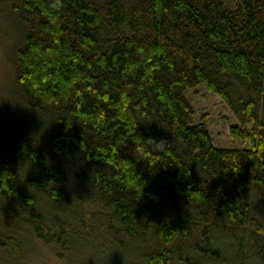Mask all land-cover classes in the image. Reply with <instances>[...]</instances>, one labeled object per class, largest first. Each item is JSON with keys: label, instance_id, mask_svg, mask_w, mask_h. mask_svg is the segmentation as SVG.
<instances>
[{"label": "trees", "instance_id": "obj_1", "mask_svg": "<svg viewBox=\"0 0 264 264\" xmlns=\"http://www.w3.org/2000/svg\"><path fill=\"white\" fill-rule=\"evenodd\" d=\"M3 2L18 34L3 246L27 228L68 248L96 228L113 258L264 264V0ZM201 82L246 146L193 121Z\"/></svg>", "mask_w": 264, "mask_h": 264}, {"label": "rangeland", "instance_id": "obj_2", "mask_svg": "<svg viewBox=\"0 0 264 264\" xmlns=\"http://www.w3.org/2000/svg\"><path fill=\"white\" fill-rule=\"evenodd\" d=\"M6 11L3 0H0V42L10 38L15 33L8 23L9 20L4 18ZM10 67L9 62L4 57L3 49H0V140L6 121L15 118L10 112L14 103L11 92L12 80L9 77ZM185 95L195 109L193 121L203 120L206 122L215 145L223 147L247 145L245 140L230 135V125L239 123V119L220 95L210 92L204 82L188 88ZM261 117L264 120V112ZM1 216L0 214V220H2L0 221V264H147L139 255L113 258L111 255L109 256L110 251L102 253L100 244L103 246V242L100 231L96 228H93L89 236L84 229L82 237L72 238L73 246L68 248L42 241L31 230L23 228L17 233L19 248L11 251L5 245L6 240L5 246H3V239L6 235L14 237L12 232H16L6 225L4 217ZM59 216L63 217L61 212H59ZM106 248L109 249L108 246ZM173 264L182 263L174 258Z\"/></svg>", "mask_w": 264, "mask_h": 264}, {"label": "clouds", "instance_id": "obj_3", "mask_svg": "<svg viewBox=\"0 0 264 264\" xmlns=\"http://www.w3.org/2000/svg\"><path fill=\"white\" fill-rule=\"evenodd\" d=\"M14 15V13L12 11H6L4 13V18L6 20H10V18ZM18 40V34H13L10 38L4 40L3 42H0V49H3V53H4V57L5 59L9 62V66H11V62L13 59V55H14V49H15V45L17 43ZM11 80L14 81V76L10 77ZM151 143L153 145H155L157 148L160 147V143H153V141L151 140Z\"/></svg>", "mask_w": 264, "mask_h": 264}]
</instances>
